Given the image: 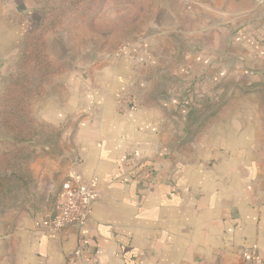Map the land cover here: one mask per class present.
<instances>
[{"label": "crops", "instance_id": "crops-1", "mask_svg": "<svg viewBox=\"0 0 264 264\" xmlns=\"http://www.w3.org/2000/svg\"><path fill=\"white\" fill-rule=\"evenodd\" d=\"M141 1H107L82 24ZM145 2L133 28L120 29L142 36L133 53H76L37 101L49 136L34 139L29 202L0 213V264L264 261V0ZM6 3L0 101L35 23V2ZM80 40L107 49L117 38ZM191 110L209 118L192 121ZM94 178L84 224L55 231L62 184Z\"/></svg>", "mask_w": 264, "mask_h": 264}, {"label": "trees", "instance_id": "trees-1", "mask_svg": "<svg viewBox=\"0 0 264 264\" xmlns=\"http://www.w3.org/2000/svg\"><path fill=\"white\" fill-rule=\"evenodd\" d=\"M107 1L114 4L129 2L45 0L41 4L43 16L25 39L14 67L15 75L6 82L2 94L4 110L0 113V132L11 139V150L0 155V213L17 207L20 195H26L30 189L32 147L34 139L39 137L34 128L33 104L44 97L46 86L68 65V61L54 55L52 38L70 21L77 28L92 11H99ZM206 113L191 110L187 118L192 121L209 118Z\"/></svg>", "mask_w": 264, "mask_h": 264}, {"label": "rangeland", "instance_id": "rangeland-1", "mask_svg": "<svg viewBox=\"0 0 264 264\" xmlns=\"http://www.w3.org/2000/svg\"><path fill=\"white\" fill-rule=\"evenodd\" d=\"M16 0H7L8 3H6V5L8 7H10V4L15 2ZM31 2H35V6H31V15L33 17V20L35 23L30 22V30L33 29L35 27V25L40 21V19L42 18V8H41V3L43 0H30ZM162 2V1H161ZM31 4V3H30ZM134 7V6H133ZM133 7H117L115 5H110L105 11L101 12L100 15H95L94 19H88L87 21L84 22V24H80V28L78 30H76V27L71 23L72 21H70L69 23H67L66 25L63 26L62 29H60V31L56 34V36H54L52 38V49H53V53L54 55L62 60H71L72 57L77 53V54H81L83 53V51H85L86 49L90 48L92 50H111L113 51V54H116V56L121 57L122 55H126L127 53H133V49L136 48V44L138 42V40L142 39V36H140V34H137V32H133L134 29H131V31L127 34H121L122 32H120V29L122 30V28L128 26V25H132L135 24L142 11L145 10L146 8V2L145 0L141 1L140 3H138V6L133 8ZM145 20H149V17L147 16L146 18H144ZM143 19V21H144ZM72 20V19H71ZM145 23V21H144ZM144 23L142 22V24L144 25ZM98 25L100 27L103 28H99V29H94V28H98ZM136 26V25H135ZM147 26V25H146ZM122 27V28H121ZM130 27V28H131ZM133 28V27H132ZM140 31L142 30V32L144 35H152L153 36V30H144L142 28H140ZM105 30V31H104ZM153 31V32H152ZM133 32V33H132ZM96 35V34H101L103 36H106L108 39L111 38L112 36H114L115 38H117L116 43H113L112 45L109 46V48H101V47H94L93 45H91V43H81L80 37L81 36H90V35ZM161 38V37H159ZM163 39V38H161ZM137 41V42H136ZM144 49V48H141ZM152 48H148V51H146L145 54H147V56H150L152 53L151 51ZM168 49V48H167ZM140 51V50H139ZM169 51V49H168ZM143 52V53H142ZM145 50H141L139 55L141 56L142 54H144ZM154 52V51H153ZM69 67V61H68V65L66 67V69ZM140 67L139 65H137V68ZM65 69V70H66ZM15 75V69L13 70V72L10 74V77ZM11 78H9L10 80ZM8 80V81H9ZM54 83V80L53 82ZM49 84L47 87L52 85ZM217 97V96H215ZM130 99V98H129ZM197 101H203L201 98H197ZM210 100H208L209 102ZM204 102H206L204 100ZM37 104V102H35L33 104V108H32V115H33V121H34V128L37 132V134H39V136H49V132L47 131V129L44 128V126L38 121L37 116L35 115V105ZM209 104V103H208ZM0 108H1V112H3L4 110V100L1 99L0 101ZM4 134V133H3ZM0 150L4 152L10 151L11 147L10 146H6L5 143L2 144V146L0 147ZM20 201L18 203L17 206L22 207L24 204H26L27 202H29L30 200V189L28 190L26 195H20Z\"/></svg>", "mask_w": 264, "mask_h": 264}, {"label": "built area", "instance_id": "built-area-1", "mask_svg": "<svg viewBox=\"0 0 264 264\" xmlns=\"http://www.w3.org/2000/svg\"><path fill=\"white\" fill-rule=\"evenodd\" d=\"M124 102L128 105L134 104V101L129 98H126ZM96 184V178L85 186L74 185L70 179L62 184V193L57 200L56 215L52 222V228L55 231L84 224L90 215V206L97 193ZM248 264H264V261L256 255H250Z\"/></svg>", "mask_w": 264, "mask_h": 264}]
</instances>
